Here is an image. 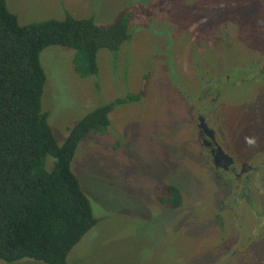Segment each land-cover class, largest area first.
<instances>
[{
	"label": "rangeland",
	"instance_id": "rangeland-1",
	"mask_svg": "<svg viewBox=\"0 0 264 264\" xmlns=\"http://www.w3.org/2000/svg\"><path fill=\"white\" fill-rule=\"evenodd\" d=\"M169 1L7 0L21 24L62 19L69 13L78 18L93 17L97 24L107 26L128 6L134 11L130 21L131 39L118 52L99 51L100 71L96 75L82 77L75 71L73 49L50 45L40 56L47 76L43 109L49 113L60 144L65 141L68 128L95 107L129 93L140 94L145 89V95L140 94L137 102L116 104L110 113L107 132L92 131L80 144L73 169L98 222L72 248L66 264L264 262L259 248L251 258L249 252L242 256L239 240L230 232L233 228L229 230L232 218L234 223L238 219L240 243H253L258 238L261 217L256 204L239 197L244 185L237 184L239 193L232 192L236 186L228 190L219 179L210 181L208 175H201L198 168L186 163L195 155L199 159L198 154L205 151L199 143L196 117L206 109L198 90L214 76V65L207 56L210 46L201 47L215 30L212 17L227 7L226 1L208 0L210 5L206 9L202 5L196 7L207 12L204 26L183 24L177 16L171 17ZM255 5V0L246 4L250 11ZM165 19L183 25L173 32ZM167 41L174 45L172 49ZM240 50L244 51L243 57L251 55L245 47ZM223 52L226 49L222 46L212 49L210 54L223 57ZM240 60V64L251 61ZM218 61L221 66L226 65L225 60ZM205 69L209 71L207 75H203ZM248 72L247 80L223 89L220 106L212 112L214 123L221 126L234 109L236 116L240 114L238 118L251 121L252 125L244 132L246 146L241 149L242 161L263 159L258 154H264V123L261 125L259 117L251 114L264 112V81H261L264 78L251 79L258 71ZM178 80L180 84H175ZM243 109L251 113H241ZM210 112L211 109L207 110L208 115ZM219 138L223 143L224 138ZM246 138H252L254 143H247ZM256 143L260 146L254 151ZM203 157L211 158L206 154ZM161 184H174L181 189L185 195L181 209H169L161 204L154 190ZM243 191L249 194L251 189L245 187ZM236 198L241 202L237 203ZM232 204L235 207L231 211ZM220 208L228 214L226 227L219 218L224 219ZM259 244L264 250V244ZM29 259L9 262L0 258V264H31Z\"/></svg>",
	"mask_w": 264,
	"mask_h": 264
},
{
	"label": "trees",
	"instance_id": "trees-1",
	"mask_svg": "<svg viewBox=\"0 0 264 264\" xmlns=\"http://www.w3.org/2000/svg\"><path fill=\"white\" fill-rule=\"evenodd\" d=\"M128 8L107 26L69 13L21 24L7 0H0L1 259L66 264L72 248L98 222L73 169L74 158L90 132H107L117 103L136 102L145 89L95 107L68 128L60 144L43 109L47 76L40 56L50 45L64 46L74 50L80 76L98 74L99 51L118 52L132 37L134 11ZM154 190L169 209L183 207L185 195L178 186L161 184Z\"/></svg>",
	"mask_w": 264,
	"mask_h": 264
},
{
	"label": "flooded vegetation",
	"instance_id": "flooded-vegetation-1",
	"mask_svg": "<svg viewBox=\"0 0 264 264\" xmlns=\"http://www.w3.org/2000/svg\"><path fill=\"white\" fill-rule=\"evenodd\" d=\"M172 0L169 1V6H172L171 17L177 16L184 23L190 24L195 23L197 25L204 26L207 23V20L203 21V18L206 16L207 12L204 10L200 12L199 8H196L199 5L207 6L210 5L208 0ZM227 7L223 10H218L217 15L212 17V24L215 28L211 32L210 37H206L203 45L201 47H208L209 52L207 56L209 61H213L214 65V76L208 79L205 82L203 88L198 90V93L201 95L199 98L201 101L205 102L204 109L198 112L196 117L197 128L199 129V143L204 148V152L198 154L199 159L195 156L191 157L186 163H189L195 168L199 169L200 174L208 175L210 181L219 179L222 181L223 186L231 190L237 184L244 185L239 197L245 200V202H250L256 204L258 209V216L261 217L258 229V238L253 243H240V227L239 221L234 219L231 220V225L233 229L232 232L237 239L239 240V252L242 256L245 257L246 253L249 252L250 258L252 254L259 248L264 256L263 246H260L259 243L264 244V154L260 155L262 158L258 157L254 161H242L243 152L242 148L246 146L244 139V132L246 127L252 125L251 121L246 122L242 117L238 118L236 116V110H230V118L226 119L224 125L215 124L212 112L215 111L220 105L218 104L222 98L223 89L226 90L229 85H233L241 80L245 81L249 77V72H256V76H251V79L264 78V48H256L252 46L249 42L250 39H253L260 34L255 30V27L262 28L264 31V0H255L256 5L253 11H250L246 4L252 0H225ZM241 1L243 2L240 5ZM241 7L242 10L237 11L236 8ZM215 8V7H214ZM209 9V11L214 10ZM167 17V16H166ZM167 26L175 32L181 27L179 21L170 22L168 19H165ZM164 28V27H163ZM169 48H173L174 45L171 41H167ZM224 47L226 52H223V57H219L215 54H210L211 50L216 47ZM241 47L249 49L248 52L251 54L249 56H242L244 54L243 50H240ZM165 50L167 49L164 47ZM256 48V49H255ZM246 51V50H245ZM240 59H250V63L240 64ZM218 60H225L226 65L221 66V63ZM218 62V63H217ZM208 74V69L204 70ZM190 73L192 74L191 68ZM202 75V76H203ZM261 81H264L261 80ZM175 84H180V80L175 81ZM225 87V88H224ZM211 96V98H210ZM210 98V99H209ZM135 101H128L123 104L133 103ZM137 102V101H136ZM120 104V105H123ZM215 108H212V107ZM211 109L210 115L207 114V110ZM241 113L248 112L251 113L248 109L240 110ZM259 117L258 121L262 125L264 123V112L260 111L251 113ZM210 117V118H209ZM201 118H204L202 121ZM213 122H211V120ZM208 131H211L212 134H208ZM219 136L224 138L222 143ZM254 140H257L258 137H252ZM205 143L210 144L208 148H205L203 145ZM260 144L256 143L253 146V150L257 151ZM203 154H206L210 159L204 158ZM206 159V160H204ZM194 162V163H193ZM196 163V164H195ZM247 187L249 194L244 192V188ZM239 186H236L232 189V192L236 190L239 193ZM225 196V192L223 193ZM238 197V198H239ZM231 198V197H229ZM228 198V199H229ZM236 198L237 203L241 201ZM235 206L232 204L230 207L231 211ZM220 214L224 213V219H222L223 226L226 227L229 225L228 221L225 219L228 217L227 211L220 208ZM233 214L236 216L235 210ZM217 218V220L219 219ZM234 226L238 229H234ZM235 263V262H234ZM237 264V263H236ZM243 264V263H238ZM258 264H264V262H258Z\"/></svg>",
	"mask_w": 264,
	"mask_h": 264
},
{
	"label": "crops",
	"instance_id": "crops-1",
	"mask_svg": "<svg viewBox=\"0 0 264 264\" xmlns=\"http://www.w3.org/2000/svg\"><path fill=\"white\" fill-rule=\"evenodd\" d=\"M255 30L260 34L259 36L250 39L249 42L252 46H255L256 48H260L263 49L264 48V31L262 28H257L255 27ZM255 48V49H256ZM240 115V114H239ZM238 115V117H239ZM29 263L31 264H38L34 261V259L30 258L29 260H27Z\"/></svg>",
	"mask_w": 264,
	"mask_h": 264
},
{
	"label": "clouds",
	"instance_id": "clouds-1",
	"mask_svg": "<svg viewBox=\"0 0 264 264\" xmlns=\"http://www.w3.org/2000/svg\"><path fill=\"white\" fill-rule=\"evenodd\" d=\"M247 143L249 144H253L254 140L252 138H246Z\"/></svg>",
	"mask_w": 264,
	"mask_h": 264
},
{
	"label": "water",
	"instance_id": "water-1",
	"mask_svg": "<svg viewBox=\"0 0 264 264\" xmlns=\"http://www.w3.org/2000/svg\"><path fill=\"white\" fill-rule=\"evenodd\" d=\"M201 120L203 121V120H204V118H201ZM208 134H212V132H211V131H208Z\"/></svg>",
	"mask_w": 264,
	"mask_h": 264
}]
</instances>
